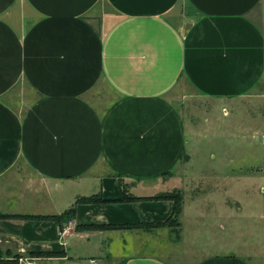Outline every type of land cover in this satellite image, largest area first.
Here are the masks:
<instances>
[{
	"label": "crops",
	"instance_id": "0c3cea01",
	"mask_svg": "<svg viewBox=\"0 0 264 264\" xmlns=\"http://www.w3.org/2000/svg\"><path fill=\"white\" fill-rule=\"evenodd\" d=\"M263 78L264 0H0V212L106 201L63 225L0 219V247L58 254L37 264H254L228 185L185 194L179 233L78 227L166 222L174 202L151 198L183 188L178 84L229 101Z\"/></svg>",
	"mask_w": 264,
	"mask_h": 264
},
{
	"label": "rangeland",
	"instance_id": "374dc122",
	"mask_svg": "<svg viewBox=\"0 0 264 264\" xmlns=\"http://www.w3.org/2000/svg\"><path fill=\"white\" fill-rule=\"evenodd\" d=\"M172 97L186 130V148L177 168L183 188L174 191H180L185 201V194L191 198L210 190L220 197L226 185L233 188L235 235L249 231L252 261L264 264V230L259 232L264 226V78L248 95L235 100L202 97L184 81ZM239 252L240 246L235 248Z\"/></svg>",
	"mask_w": 264,
	"mask_h": 264
},
{
	"label": "trees",
	"instance_id": "16d2710c",
	"mask_svg": "<svg viewBox=\"0 0 264 264\" xmlns=\"http://www.w3.org/2000/svg\"><path fill=\"white\" fill-rule=\"evenodd\" d=\"M136 197H125L124 201H134L137 200ZM151 199L156 200H169L174 202V211L171 217L163 223H140V224H116V225H102V226H79L78 228H90V229H109V230H125V229H141V228H162V227H173L177 228V232L179 233V229L181 227L180 223V216L182 213L183 208V195L180 191H171L159 194ZM106 202L101 196L94 195L90 197H80L76 200L75 204L60 215L55 216H26V215H9L3 214L0 212V219H13V218H22V219H33V218H40V219H48V220H55L60 222L62 225L64 223H68L69 221L73 220L76 216V207L80 203H104ZM58 255L57 253H30L26 256H35V257H53ZM23 255H15L10 257V253L8 251H3L0 247V262L4 264H18V259Z\"/></svg>",
	"mask_w": 264,
	"mask_h": 264
},
{
	"label": "built area",
	"instance_id": "2783aa9c",
	"mask_svg": "<svg viewBox=\"0 0 264 264\" xmlns=\"http://www.w3.org/2000/svg\"><path fill=\"white\" fill-rule=\"evenodd\" d=\"M68 233V228L62 230L61 235L65 236ZM38 258L34 256H21L18 259V264H37ZM97 264V263H96Z\"/></svg>",
	"mask_w": 264,
	"mask_h": 264
}]
</instances>
